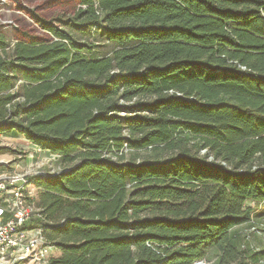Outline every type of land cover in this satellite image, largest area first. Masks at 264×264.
Segmentation results:
<instances>
[{
	"label": "trees",
	"instance_id": "obj_1",
	"mask_svg": "<svg viewBox=\"0 0 264 264\" xmlns=\"http://www.w3.org/2000/svg\"><path fill=\"white\" fill-rule=\"evenodd\" d=\"M19 17L0 24V129L60 166L28 176L48 264H264L243 230L264 206V0Z\"/></svg>",
	"mask_w": 264,
	"mask_h": 264
},
{
	"label": "rangeland",
	"instance_id": "obj_2",
	"mask_svg": "<svg viewBox=\"0 0 264 264\" xmlns=\"http://www.w3.org/2000/svg\"><path fill=\"white\" fill-rule=\"evenodd\" d=\"M64 0H60V3ZM0 5V24L4 25L2 31L9 36H13L17 27L24 26V20L19 16L29 18L32 9L40 12L50 11L57 6V0H20V5L12 0H2ZM20 6V7H19ZM83 39L93 40V37L85 36ZM112 49L111 45L102 46V52ZM56 155L49 150H44L29 141L17 130L0 129V175L14 172L29 173L31 175H52L57 173L60 166L55 161ZM33 189L37 190V185L33 184ZM249 206H254L255 202L248 200ZM262 206V205H261ZM258 207L254 212L252 226H243V230L249 233V240L254 247L264 245V206ZM52 256H58L60 251L52 247ZM205 264H217L215 260L206 261Z\"/></svg>",
	"mask_w": 264,
	"mask_h": 264
},
{
	"label": "built area",
	"instance_id": "obj_3",
	"mask_svg": "<svg viewBox=\"0 0 264 264\" xmlns=\"http://www.w3.org/2000/svg\"><path fill=\"white\" fill-rule=\"evenodd\" d=\"M29 175H0V264H48L52 257Z\"/></svg>",
	"mask_w": 264,
	"mask_h": 264
},
{
	"label": "water",
	"instance_id": "obj_4",
	"mask_svg": "<svg viewBox=\"0 0 264 264\" xmlns=\"http://www.w3.org/2000/svg\"><path fill=\"white\" fill-rule=\"evenodd\" d=\"M205 264V260H199V261H196V262H194V264Z\"/></svg>",
	"mask_w": 264,
	"mask_h": 264
},
{
	"label": "crops",
	"instance_id": "obj_5",
	"mask_svg": "<svg viewBox=\"0 0 264 264\" xmlns=\"http://www.w3.org/2000/svg\"><path fill=\"white\" fill-rule=\"evenodd\" d=\"M4 174H6V173H4Z\"/></svg>",
	"mask_w": 264,
	"mask_h": 264
},
{
	"label": "bare ground",
	"instance_id": "obj_6",
	"mask_svg": "<svg viewBox=\"0 0 264 264\" xmlns=\"http://www.w3.org/2000/svg\"><path fill=\"white\" fill-rule=\"evenodd\" d=\"M200 264V263H199Z\"/></svg>",
	"mask_w": 264,
	"mask_h": 264
}]
</instances>
